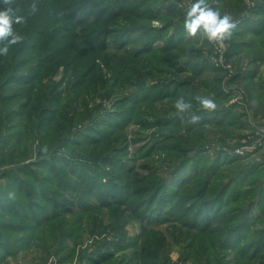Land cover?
<instances>
[{
    "label": "trees",
    "instance_id": "obj_1",
    "mask_svg": "<svg viewBox=\"0 0 264 264\" xmlns=\"http://www.w3.org/2000/svg\"><path fill=\"white\" fill-rule=\"evenodd\" d=\"M206 3L236 22L230 77L209 40L206 52L188 38L178 0H14L25 22L14 25L23 42L0 56V264L28 251L39 264H178L151 226L167 223L180 262L264 264V154L235 152L249 120L227 104L223 81L248 80L241 95L264 114V78L240 71L264 60V0ZM178 97L192 107L178 112ZM129 123L154 129L141 156L159 153L169 182L127 158Z\"/></svg>",
    "mask_w": 264,
    "mask_h": 264
},
{
    "label": "rangeland",
    "instance_id": "obj_2",
    "mask_svg": "<svg viewBox=\"0 0 264 264\" xmlns=\"http://www.w3.org/2000/svg\"><path fill=\"white\" fill-rule=\"evenodd\" d=\"M181 3H185V4H190L189 0H178ZM255 1V0H254ZM184 8V7H183ZM187 10V8H185V11ZM224 12H227V9L225 8ZM186 13V12H185ZM153 24L155 26H159L160 23L159 21H153ZM249 36V35H248ZM188 38H194L196 40L197 45L199 46H203V48L208 47V44L206 43V41L208 40L206 34L200 30L198 31L197 35L195 37H190L188 36ZM161 44V41L158 42V45ZM208 49V48H207ZM207 52V51H206ZM205 52V53H206ZM242 56L244 55V59L247 60L249 59V54H246L245 52H242L241 54ZM247 68H253L255 69L258 73H257V77L255 78V80H257L258 77H262L264 78V60H256L252 63H243L241 65V69L240 71L243 69H247ZM108 75V72H105ZM211 72H207L205 75H211ZM225 76V75H224ZM59 77V75L57 76ZM227 76H225L224 78L226 79ZM154 80L153 78H148L147 82ZM224 82V88L225 91L227 93H229V100H228V105L236 103V107H234V109H236L239 112H245L244 118H242V120H249L248 122V126L246 129L243 130H237L234 131V133L236 134L235 137H241L243 134H250L252 132V128L253 125L257 124V123H261V119L264 117L263 111L262 109L259 110V104H258V100L256 99H251L250 101L247 102V99L245 98V95H241L243 94L245 91V86H248V80L244 81H239L237 80H223ZM228 89V90H226ZM231 90V91H230ZM96 103H100L102 102L104 104V106L106 107L107 110L111 109V102L112 100H107V99H103L100 96H96L95 98ZM233 102V103H232ZM158 105V104H157ZM234 106V105H233ZM243 117V116H242ZM149 122H151V118L148 119ZM207 129L205 130V134L207 135L208 138H219L217 136H219V131L216 129L215 125H207L206 127ZM154 129H152L151 127H144V125H141L140 123H129L126 127V133H127V139H128V151H127V158L132 160L134 159V165L138 166L137 168H139V171L141 174H146L148 170H146L145 168L141 167L140 164L143 163H147L149 168H152L154 170H156V174H158L159 176H163L167 182L170 181V173L168 172V168H167V164L164 162H161V156L159 153H157L156 151H153L151 154L149 153H145L143 156H141V154L146 150V148L150 145V140L152 138V132ZM224 135V134H223ZM226 136V135H225ZM226 139L230 140V136H226ZM235 138V139H236ZM234 139V140H235ZM238 139V138H237ZM212 148H209V154L212 155ZM207 151V152H208ZM260 154H264V146H262L261 148L258 149V152H256L254 154V156L256 155L257 157ZM146 155V156H145ZM5 168V166H0V171ZM188 171V170H187ZM4 182V179H0V183ZM253 212L255 213V210H253ZM103 219L105 221V219L107 220V212H104L103 215ZM151 226L159 229L160 231H162L168 241V247L171 250L170 252V257L171 260H173L174 262H177L178 264H190V262H180L179 261V256H180V250L182 247V244H178L174 241L173 236L171 234V224L167 223V224H151ZM128 230L130 234H135L137 230H139V222L138 221H131L128 224ZM87 236L85 237L84 240H86ZM83 242V241H82ZM85 242V241H84ZM83 242V243H84ZM181 246V247H180ZM38 253L34 252V251H28V252H20L18 254V256L16 258H10V264H39L38 262ZM228 258V257H227ZM46 264H52L51 263V258L50 260L47 261Z\"/></svg>",
    "mask_w": 264,
    "mask_h": 264
},
{
    "label": "clouds",
    "instance_id": "obj_3",
    "mask_svg": "<svg viewBox=\"0 0 264 264\" xmlns=\"http://www.w3.org/2000/svg\"><path fill=\"white\" fill-rule=\"evenodd\" d=\"M13 3L14 0H0V4L3 5L0 8V56H7L11 46L20 44L24 40V37L14 29V25L23 24L25 18L17 14L18 9L12 6ZM32 11L33 13L36 11L35 4L32 5ZM183 27L190 37H195L198 31L202 30L210 42L215 41L223 46V41L232 36L236 22L230 14L225 13L221 16L219 10L210 7L206 0H195L186 10ZM196 99L206 111L212 112L217 109L214 98L197 96ZM173 106L180 113L192 107L183 97L176 98ZM199 119L200 117L193 115L190 123L195 124Z\"/></svg>",
    "mask_w": 264,
    "mask_h": 264
},
{
    "label": "built area",
    "instance_id": "obj_4",
    "mask_svg": "<svg viewBox=\"0 0 264 264\" xmlns=\"http://www.w3.org/2000/svg\"><path fill=\"white\" fill-rule=\"evenodd\" d=\"M190 4H185V8H188ZM213 52L210 55V60L216 66H221L227 70V76H232L236 71L231 62L225 57L226 40L223 41V46L220 43L211 41ZM252 132L247 134L246 139L243 140V144L235 148V152L244 153L246 150H252L256 147L261 148L264 146V122L253 125Z\"/></svg>",
    "mask_w": 264,
    "mask_h": 264
}]
</instances>
